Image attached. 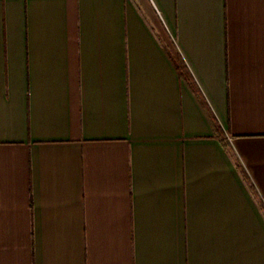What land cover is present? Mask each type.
I'll return each instance as SVG.
<instances>
[{"label":"crops","instance_id":"1","mask_svg":"<svg viewBox=\"0 0 264 264\" xmlns=\"http://www.w3.org/2000/svg\"><path fill=\"white\" fill-rule=\"evenodd\" d=\"M0 264H264V0H0Z\"/></svg>","mask_w":264,"mask_h":264}]
</instances>
